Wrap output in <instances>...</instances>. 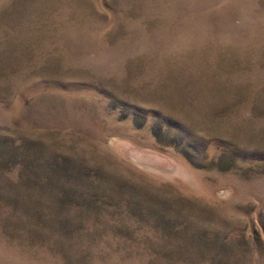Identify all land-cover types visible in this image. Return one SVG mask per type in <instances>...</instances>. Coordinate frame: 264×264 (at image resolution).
Wrapping results in <instances>:
<instances>
[{
	"label": "rangeland",
	"instance_id": "374dc122",
	"mask_svg": "<svg viewBox=\"0 0 264 264\" xmlns=\"http://www.w3.org/2000/svg\"><path fill=\"white\" fill-rule=\"evenodd\" d=\"M0 264H264V0H0Z\"/></svg>",
	"mask_w": 264,
	"mask_h": 264
}]
</instances>
